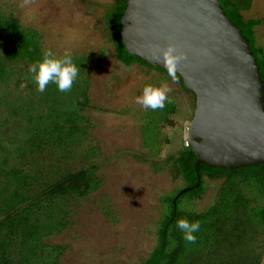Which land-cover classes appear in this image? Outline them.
I'll use <instances>...</instances> for the list:
<instances>
[{"label":"trees","instance_id":"16d2710c","mask_svg":"<svg viewBox=\"0 0 264 264\" xmlns=\"http://www.w3.org/2000/svg\"><path fill=\"white\" fill-rule=\"evenodd\" d=\"M219 1L248 39L264 82V48L256 39V27L264 18L246 17L253 0ZM126 6L127 0H114V11L104 16L107 37L118 61L125 66L140 64L169 76L168 70L154 67L127 50L121 36ZM46 50L38 29L22 24L14 13L0 7V264H58L60 248L44 240L69 225L67 203L71 198L86 197L99 187L95 165L61 172L47 181L40 180L29 167L48 149L79 144L87 134L84 112L92 108V71H85L86 67L75 60L89 66L97 56L71 53L78 68L71 89L60 92L50 82L44 92H39L28 68L40 61ZM175 77L182 89L193 95L195 105V94L185 87L180 75L175 73ZM146 112V124L141 126L144 145L151 158L160 159L170 143L162 129L174 124L170 116L176 112L175 103L166 99L163 108L150 109V119ZM145 127H150V141L144 137ZM187 142L163 158L170 164L173 178H181L183 184L179 192L163 198L166 214L158 221L157 242L142 264H262L264 163L230 169L204 162L196 168L197 155ZM207 180L222 181L213 202L204 210L182 209L183 198L193 201L206 192ZM183 189L186 192L180 194ZM181 219L199 222V231L193 233L194 243L184 240L176 227Z\"/></svg>","mask_w":264,"mask_h":264},{"label":"rangeland","instance_id":"374dc122","mask_svg":"<svg viewBox=\"0 0 264 264\" xmlns=\"http://www.w3.org/2000/svg\"><path fill=\"white\" fill-rule=\"evenodd\" d=\"M113 4L114 0H0L3 11L38 29L45 48L55 55L68 51L97 56L89 66L75 60L85 71H92V108L84 112L87 134L79 144L46 150L29 166L43 181L61 172L98 166V189L86 197L71 198L67 203L69 225L44 240L60 248L58 264H142L157 242L158 221L166 214L163 198L179 192L183 184L181 178H173L163 158L187 140L194 97L176 77L173 80L159 70L118 61L104 23L105 13L110 16L114 11ZM245 15L264 18V0H253ZM256 39L264 48V21L256 27ZM162 84L170 88L166 97L175 103L176 112L170 116L174 124L162 129L170 143L162 158L154 160L141 131L146 111L150 119V109L136 103V98L145 86ZM144 132L150 141V127ZM221 183L207 180L206 192L193 201L183 198L180 207L204 210Z\"/></svg>","mask_w":264,"mask_h":264},{"label":"water","instance_id":"95a60500","mask_svg":"<svg viewBox=\"0 0 264 264\" xmlns=\"http://www.w3.org/2000/svg\"><path fill=\"white\" fill-rule=\"evenodd\" d=\"M121 23L127 50L154 67L167 70L153 55L168 44L185 53L175 73L196 96L187 137L196 168L264 163L260 67L219 0H127Z\"/></svg>","mask_w":264,"mask_h":264},{"label":"clouds","instance_id":"9594fccd","mask_svg":"<svg viewBox=\"0 0 264 264\" xmlns=\"http://www.w3.org/2000/svg\"><path fill=\"white\" fill-rule=\"evenodd\" d=\"M153 58L162 59L169 76L175 80L176 67L180 61L186 58V55L176 45L168 44L159 49L158 55L154 54ZM28 71L33 74L39 92H44L50 82L56 85L58 91L66 92L71 89L78 75V68L73 63L72 55L68 51L57 58L54 57L51 50H46L42 59L31 64ZM169 91L170 88L167 84H162L158 88L147 85L144 87L142 95L136 98V103L152 110L161 109L165 106L166 94ZM176 227L183 233L184 240L189 243L195 242L196 237L193 233L199 231L200 224L198 221L189 223L186 219H181L176 222Z\"/></svg>","mask_w":264,"mask_h":264},{"label":"built area","instance_id":"2783aa9c","mask_svg":"<svg viewBox=\"0 0 264 264\" xmlns=\"http://www.w3.org/2000/svg\"><path fill=\"white\" fill-rule=\"evenodd\" d=\"M188 130H189V128H188ZM186 145H189V143L187 142Z\"/></svg>","mask_w":264,"mask_h":264}]
</instances>
